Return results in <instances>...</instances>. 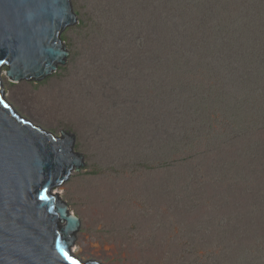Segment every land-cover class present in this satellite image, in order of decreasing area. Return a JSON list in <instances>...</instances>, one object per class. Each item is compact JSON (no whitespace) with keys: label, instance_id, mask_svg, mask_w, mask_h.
<instances>
[{"label":"rangeland","instance_id":"obj_1","mask_svg":"<svg viewBox=\"0 0 264 264\" xmlns=\"http://www.w3.org/2000/svg\"><path fill=\"white\" fill-rule=\"evenodd\" d=\"M69 1L79 22L74 30L61 34L70 53L69 64L59 67L52 81L31 85L19 82L14 86L2 74V83L6 101L22 116L57 136L62 131L75 136L76 154L83 157L84 167L80 175H72V184L55 193L81 221L73 253L84 261L101 264H233L231 254H239V248L234 246V237H226L224 243L216 240L225 231L217 228L216 214L207 206L214 204L216 196H224L223 192L219 193L220 189L211 188L212 183L223 178L240 187L238 193L246 190L247 195L264 194V113L251 115L255 107L264 102V94L260 93L262 88L251 86L255 80L248 84V80L255 78L264 67L247 76L246 67L234 60V56H227L223 63L214 60L211 64L216 71V89L205 79L208 73L204 64L177 68L182 75L189 69H194L198 75L195 81L204 86H192L190 100L195 98L194 94H206L209 98L207 117L218 129L220 138L217 141L214 138L216 142L210 141L208 147L204 145L211 149V153L203 152L205 166L200 167V161L183 163L189 164L192 171L184 172L181 184L187 186V176L194 173L196 180L205 181L202 188L195 182L190 184L189 192L193 196L196 194L198 200L189 201L188 195H183L184 199L176 202V198L172 199L174 195L164 193V188L156 193L154 190L156 185L162 186L170 174L165 170L153 172L137 166L140 158L153 157L149 148L160 152L157 158L161 163L165 152L169 151L173 133L180 139L195 124L194 115L186 111L189 107L177 110L176 117L170 116L167 104L171 101L165 94L164 81H157L158 74L154 73L155 88L144 85L148 80L136 77L145 66L148 71L153 62L151 52L155 50L150 48L147 38L153 35L156 25L138 31L129 18L128 23L135 33L130 34V42L126 43L130 44L128 59L121 60L119 51L124 49L110 47L119 40V25L113 19L116 11L107 10L98 0ZM215 1L219 7L214 9L218 16L214 23H210L212 16L206 12L208 0H194L205 9L195 5L196 8L188 10L185 6L177 14L178 23L192 28L191 42L198 46L203 43L200 48L205 54V39L222 45L224 36L228 35L233 41L230 46L234 54L241 44H251L253 48L256 45L257 50L260 48L256 51L263 57L264 37L261 35L263 39L255 45L252 37L256 34L253 30L256 25L262 32L264 30V22L258 16L264 0ZM180 7L182 9V5ZM142 8L141 12L149 21L148 11ZM249 9L247 22L238 23L242 29L236 33L238 14ZM101 12L112 16L111 20L100 18L107 20L105 25L111 28L109 33L100 30L96 21ZM135 40L141 42L140 48ZM147 48L151 50L148 54ZM203 53L198 56L200 59ZM134 67L137 74L133 72ZM174 99L184 104L182 97ZM152 102L158 105L149 111L148 105ZM194 102L189 101L188 105ZM240 107L250 112L243 123L248 128L245 127L242 137L239 135L226 144L229 134L223 131L222 121L229 120ZM168 121L175 126L172 130H168ZM245 146H252L253 150L246 151ZM222 150L224 152L219 155ZM249 209L238 208V213H246ZM238 264L244 261L240 259Z\"/></svg>","mask_w":264,"mask_h":264},{"label":"water","instance_id":"obj_2","mask_svg":"<svg viewBox=\"0 0 264 264\" xmlns=\"http://www.w3.org/2000/svg\"><path fill=\"white\" fill-rule=\"evenodd\" d=\"M77 23L69 0H0V264H68L60 248L77 244L81 221L55 194L84 167L75 136L22 116L2 83V74L14 86L52 81L69 64L61 34Z\"/></svg>","mask_w":264,"mask_h":264},{"label":"trees","instance_id":"obj_3","mask_svg":"<svg viewBox=\"0 0 264 264\" xmlns=\"http://www.w3.org/2000/svg\"><path fill=\"white\" fill-rule=\"evenodd\" d=\"M98 1H101V4L107 10L116 11V16L113 19L114 22L118 23L119 25V28L117 29L119 40L117 43H115V46L110 47L116 48L117 50L120 48L125 50L119 51V59L121 60L128 59L127 52L129 51L128 46L130 44L126 45V43L130 42V34L135 33L134 29L143 31L145 30V26L156 25V27L153 28V35L150 34L147 38V41L150 43V48L154 49L155 52H151L150 48L146 49L147 54L150 50L149 53L151 52L154 55V58L151 56L153 62H150L148 71L146 70L145 66L140 74L136 77L143 78L139 79L142 81L148 80L149 83H144V85H148L150 88L151 86L155 88L157 87V82L155 81L154 73L158 74L157 81H164V85L166 86L165 94L171 101L170 104H167V111L172 113L170 116L176 117L175 113L177 110L181 108L186 110L189 107L186 111L191 112L194 115L195 124L190 128L189 131L187 130L186 135L180 139L176 137L177 135H174L175 133H173V136L171 137L172 140L168 146L169 151L167 153L165 152V158L163 161H161V163L159 162V158H157L160 152L149 148V153H152L153 157L147 158V160H145L146 157L140 158L137 162V166L140 169L153 172L165 170L166 174H170L168 176L166 175L167 178L162 186L156 185L154 187L155 193L161 191L162 187L164 188V193L174 195L172 199L176 198V202L183 200V195H188V200L195 202V200H198V198L196 194L195 196L190 194V184L191 182H195L200 188H202V185L205 184V181H202V179L196 180L194 173L192 176L191 174L187 176V180H185L187 186L181 184L180 180L183 182L182 179L184 177V172H186V170L192 171L189 164L183 163H185V161H192L193 163H195V161H200L199 166H205L207 164L204 158L206 155H203V152L208 153L209 151V153H211V149H206L204 145L208 147V145H210V141L215 143L220 138V134L218 129H216L215 126L213 127L211 119L207 117L209 98L205 96L206 94L204 95L203 92L194 94L193 96L195 98L190 100V92L193 90L192 86H199L198 84H200V82L195 81L198 78V75L195 74L194 69H189L184 73V75H182L181 72L177 71V68L182 65L196 67L197 65L204 64V68L208 73V75L205 76V79L207 83L211 82V86L215 89L217 86L215 84L216 78L214 77L216 71L212 69L214 66L211 64L214 60H218L219 62L223 63L222 61H224L227 56H229V58L234 56V60H239L246 67L245 72L248 73L247 76L253 74L255 71H258L256 69L264 67V56L262 57V53L257 52L260 51V48L257 50L255 45L258 41L263 39L262 36L264 37V30L262 32V29L256 25L253 30L257 35L253 34L252 37L254 39V48L251 46V44H241L240 50L237 51L236 54H234V52L231 50L232 48L230 46V42L233 41L228 39V35L224 36L222 45L215 44L209 38L205 39L204 43H206V47L204 54L201 49L203 47V43H200V48V46L196 45L194 42H191V39H193L190 38L193 33L191 26H188L186 23L184 25L178 23L179 16L177 15L185 9V6L188 7V10L193 7L196 8L195 5H197L199 8L205 9V7L201 6L200 3H194V0ZM198 1L199 0H197V2ZM216 2L217 1L215 0H208V2H206L209 5V8H206V12L209 16H212L210 23H214L218 18L214 11L216 7H219L216 6ZM180 5H182V9ZM142 6H144V8H146L148 11L147 16L149 15V21H147L148 18L145 17L146 15L141 12L144 11ZM260 11L261 12L258 15L259 19L261 18L262 22H264V5H261ZM249 12L250 9L238 14L237 19L239 21H237V25L239 28L236 33L242 29L238 23L245 24L247 22L246 19H248ZM106 13L107 12H101L97 16L96 21L100 30L109 33L111 28L105 25L107 20L100 19L109 18V20H111L112 16ZM120 17H122V19ZM129 18L130 24H133L132 22L135 24L134 29L128 23ZM81 23L83 22H80V24ZM61 38L63 39L62 35ZM135 42L140 48L141 42H137L136 40ZM135 42L131 43L135 44ZM141 52L143 54V50H141ZM201 53H203L204 57L200 59L198 56ZM254 60L255 62L253 63ZM133 72L136 73L135 67ZM263 72L264 68L256 74L255 78L248 80V84H251L252 81L255 80L251 86H255L256 88H259V90L262 88L263 90L260 91L261 94H264ZM243 89L245 91V95L247 96V87L245 86ZM156 95H158L157 92ZM176 96L182 97L184 104H181L178 101L176 102L177 99H174ZM189 101L195 102L192 104V106H189ZM157 105L158 104L154 102L149 103V111L154 109V107ZM260 111L264 113V102L261 104V106H256L253 112H251V115H254ZM249 113L250 112L246 110V107H240L231 114V118L229 120L226 119L222 121V126L224 127L223 131L229 134V136H227L229 141H225L226 144L234 140L239 135L242 137L245 134L246 126H243V123L245 121L246 114ZM174 127L175 126L171 125L168 121V130H172ZM247 128L248 127H246V130ZM214 138L216 141H214ZM250 149H252V146H245L246 151ZM191 150L193 151V154ZM179 151H182V153H178ZM223 152V150L219 152V155ZM168 153H170V156ZM224 155L226 154L224 153ZM236 155H239V153ZM213 173H215L214 170ZM253 174H256L255 170L253 171ZM205 177L207 180L209 179V176H204V178ZM211 188L212 190L220 189L219 193H224V196H216L213 205L207 206L213 209L214 213L216 214L215 217L217 228L219 230L224 228V231L226 232H222L223 236H218L216 240L223 241L224 243L226 237H234V246H238L239 254H231V260L234 261L233 264H238V260L240 259L244 261V264H264V194L250 193V195H247L246 190H241L238 193L237 188L240 187H236L232 181H229L227 178L226 180L225 178L219 179L218 183H212ZM239 198H242V200ZM238 202L242 203L237 204ZM200 205L202 206V204ZM246 207L250 208L248 212L243 214L238 213V208ZM222 250H226V248H223ZM241 252H243L242 255H240ZM220 264L223 263L220 262Z\"/></svg>","mask_w":264,"mask_h":264},{"label":"snow or ice","instance_id":"obj_4","mask_svg":"<svg viewBox=\"0 0 264 264\" xmlns=\"http://www.w3.org/2000/svg\"><path fill=\"white\" fill-rule=\"evenodd\" d=\"M4 62L5 61H0V63H4ZM0 103H3V100H0ZM4 106L8 107L7 104H5ZM41 198L47 200L48 196L46 194H43ZM69 251H75V250L70 249ZM69 251H66L64 248H60V252H61V255L63 256V259L66 260L68 264H79V261L69 254Z\"/></svg>","mask_w":264,"mask_h":264}]
</instances>
